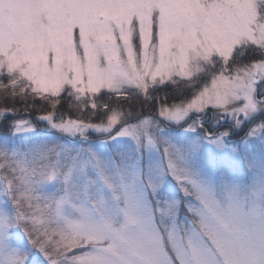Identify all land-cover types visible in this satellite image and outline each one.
Returning <instances> with one entry per match:
<instances>
[{"label": "snow or ice", "instance_id": "snow-or-ice-1", "mask_svg": "<svg viewBox=\"0 0 264 264\" xmlns=\"http://www.w3.org/2000/svg\"><path fill=\"white\" fill-rule=\"evenodd\" d=\"M178 81L194 89L186 103L152 114L111 103L155 102L151 93ZM262 82L264 0H0V87L53 110L65 96L93 116L104 109L100 123L39 116L51 146L0 142V264L29 259L13 229L43 258L34 264H264ZM209 110L213 124H231L200 135ZM242 126L241 144L260 141L251 180L223 157L205 172L206 148L239 154L226 138ZM11 128L37 131L26 120ZM92 133L112 145L106 154ZM168 176L183 201L162 194ZM50 182L59 188L44 194Z\"/></svg>", "mask_w": 264, "mask_h": 264}, {"label": "rangeland", "instance_id": "rangeland-1", "mask_svg": "<svg viewBox=\"0 0 264 264\" xmlns=\"http://www.w3.org/2000/svg\"><path fill=\"white\" fill-rule=\"evenodd\" d=\"M181 82V81H178ZM5 83H7V81H5ZM262 84V83H261ZM258 85V92H264V84L263 85ZM260 86V87H259ZM131 95V94H129ZM129 95L127 96H115L116 98H127ZM143 96V95H140ZM13 97L12 93H11V89L10 87L8 89L2 88L0 87V103L3 102V100H9L11 101L10 104L13 102L14 104L17 102H22L26 101L24 104L33 107L34 104H45V110L46 112L49 114V112H54V119H56L57 122H59L60 117H57L59 113H55L56 111L59 112L60 111V107H66L67 111L70 112V114L72 115H79V116H83L86 118L89 117L90 120H92V118L94 117L92 115V109L89 107L84 108L82 110H79L76 106L77 102L74 99H69L68 97H64V99H61L60 103L57 105L56 109L53 110L51 108V106L47 104V102L42 101L40 99H36L33 100L31 97L30 99L27 101V99H23L20 96H15L13 98V100H11V98ZM18 98V99H17ZM186 103V102H185ZM62 104V105H61ZM20 107V106H19ZM170 107V106H169ZM39 109V108H38ZM36 108V112H39L40 110H38ZM49 109V110H48ZM51 109V110H50ZM41 112V111H40ZM100 111L97 110L96 115L97 116ZM43 113V112H41ZM56 114V115H55ZM46 115V114H45ZM20 114V117L18 115H14L13 112L10 110H2L0 111V142H7L9 145H22V144H28V143H35V142H42V143H49V146H51L50 141L53 139V137L51 136V129L48 126V124L44 121H40L38 120L39 116L42 115H37L34 117H28V116H23ZM79 116H77L74 119H79ZM6 117H9V122L6 123V126L8 127V131H6L5 133H1V131H4L5 126L1 125L4 122V119ZM58 118V119H57ZM213 113L211 110H209V112L204 116V123H205V127L208 130H212V131H216L218 129H222L223 127H227L229 124H231V120L230 119H226L225 121H221L220 125H216L212 123V119H213ZM64 119H68V118H64ZM18 120H26L29 122V124L33 127H35L37 129V131L35 133H29V134H24V135H18V136H13L12 132L13 129L11 128V125L18 121ZM87 123H97V122H87ZM164 124V122H162ZM247 123V122H246ZM221 126V127H220ZM250 126V125H249ZM164 127V135L172 138V139H179V137H177L176 132L174 131L175 126H171V127ZM200 135H203V132L206 130H199ZM247 131L246 127L242 128H237L236 132H239L243 135V137L245 136V132ZM242 137V138H243ZM91 139V146L96 148V150H98L99 152H101V154H106L107 151L109 150L110 147H112V145H102L99 143V139H101L102 137L99 136V134L97 133H92L89 137ZM235 139L233 137L230 138H226V143L228 145L229 148H232L233 146L238 147L239 148V154L236 156H233L230 152H225V153H216L214 149H207L206 148V152L203 155V158L199 161L200 166L204 169L205 172H208L211 168H212V164H213V159H220V158H227L231 161H233L234 166H235V171L236 173L244 179L245 182H249L251 180V174L248 172L246 164L248 161L250 160H254L255 163L259 164L262 160V154H261V150H260V141L253 138L251 146L250 147H245V145L241 144L240 141L241 139ZM73 143L76 144L77 147H80L79 145V141H73ZM113 144L117 143V142H112ZM253 148L255 149V151H253ZM160 157H158V155L156 153L152 154L151 159L152 160H157ZM167 161H165L166 163ZM0 163H3V159L0 158ZM59 188V183L58 182H50L49 184L45 185L42 189V192L44 194H52L53 192H55L57 189ZM162 194H166L170 197H175L178 200L183 201L184 197L182 192L180 191V188L177 184V182L171 177L168 176L165 178V182H164V187L161 190ZM9 208H11V204L9 203L8 205ZM181 216H185L186 210L183 207V204H181ZM12 243L14 246L21 248L22 250L28 251L29 252V259L26 262V264H34V262L38 259L42 260L43 258L40 257L35 250L31 249L30 244H28L26 237L23 235L22 230L20 229H13L12 230Z\"/></svg>", "mask_w": 264, "mask_h": 264}, {"label": "trees", "instance_id": "trees-1", "mask_svg": "<svg viewBox=\"0 0 264 264\" xmlns=\"http://www.w3.org/2000/svg\"><path fill=\"white\" fill-rule=\"evenodd\" d=\"M244 63H247L249 59H251L250 55H246L244 58ZM194 89H192L191 85L184 81V82H177V84H169L168 86L162 87L160 89L159 92H154L151 93L152 97H155V102L152 101V99H148L146 100L144 96H136L134 94L129 95L127 98H116L115 96L112 98L111 103L113 105H120L121 108L124 111H134L136 113H144V114H152L153 113V109H159V107L161 106H172L173 104H179L181 102H187L188 100L191 99L192 94H193ZM15 96H13L11 98V100H13ZM18 99V98H17ZM30 99V97L27 98V101ZM64 99V98H62ZM11 101L9 100H3L2 103H0V110H14L12 111L13 114L18 115L20 117V114L23 116H28V117H34L37 115H47L48 113L46 112V110L44 109L46 106L45 104L41 103V104H34L33 107L29 106L30 104L26 105L24 104L26 101L22 102H17V103H11ZM98 102H103V101H98ZM32 105V104H31ZM48 105V103L46 104ZM62 105V104H61ZM20 106V107H19ZM36 108L38 110H40L39 112H36ZM49 110V109H48ZM51 110V109H50ZM99 114L97 116H94L92 118V120L83 116H79L77 114L72 115L70 114V112L67 111L66 107H60V111L59 112H55V113H59L57 117H60L61 115H63L64 118H71L74 119L77 116H79V119L83 120L85 123L87 122H97L100 123L101 120L103 119L100 116V113H102L104 111V109H98ZM56 115V114H55ZM22 116V117H23ZM58 119V118H57ZM9 117H6L4 119L3 124L5 128L4 131H1V133H5L6 131H8V127L6 126V123L9 122ZM161 126H164V124L161 122ZM208 127H205L204 130L207 131ZM236 136V135H235ZM234 136V137H235ZM237 136L241 137L243 136L241 133L238 134Z\"/></svg>", "mask_w": 264, "mask_h": 264}, {"label": "flooded vegetation", "instance_id": "flooded-vegetation-1", "mask_svg": "<svg viewBox=\"0 0 264 264\" xmlns=\"http://www.w3.org/2000/svg\"><path fill=\"white\" fill-rule=\"evenodd\" d=\"M264 84V82H262V84L261 85H263ZM260 87V86H259ZM221 127V126H220ZM238 134H240L239 132H236V129H235V131L233 132V134L231 135V137H233V138H235V139H240V138H242L243 136H241V137H239V136H237ZM236 135V136H235ZM235 136V137H234Z\"/></svg>", "mask_w": 264, "mask_h": 264}]
</instances>
